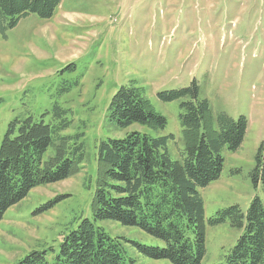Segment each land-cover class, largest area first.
<instances>
[{"label":"rangeland","instance_id":"obj_1","mask_svg":"<svg viewBox=\"0 0 264 264\" xmlns=\"http://www.w3.org/2000/svg\"><path fill=\"white\" fill-rule=\"evenodd\" d=\"M194 83L211 106L210 133L220 112L249 122L242 146L223 149L220 178L199 189L206 222L202 264H224L242 230L230 220L218 226L209 221L236 205L247 213L254 198L264 199L252 177L264 143V0H63L51 19L31 14L0 31V149L15 121L66 120L62 137L83 143L85 154L67 180L33 189L5 213L0 264H16L34 251L47 252L52 261L64 237L92 219L103 141L133 131L173 135L169 152L180 161L186 149L180 101L163 102L158 94ZM123 86L137 89L167 119L165 130L117 126L111 103ZM54 154L52 146L46 157ZM99 225L123 240L133 264H172L139 253L137 243L165 246L139 228Z\"/></svg>","mask_w":264,"mask_h":264},{"label":"trees","instance_id":"obj_2","mask_svg":"<svg viewBox=\"0 0 264 264\" xmlns=\"http://www.w3.org/2000/svg\"><path fill=\"white\" fill-rule=\"evenodd\" d=\"M63 0H0V31L14 29L31 14L51 19ZM163 102L180 101L186 149L180 161L169 152L173 135L152 137L137 131L124 139L103 141L98 147L102 174L97 179L92 219H84L63 239L58 254L31 252L16 264H133L123 240L112 237L99 223L112 221L136 227L164 242V247L135 244L142 255L172 264H202L206 257L204 201L199 189L217 181L224 169L223 149L236 152L249 122L225 112L215 117L210 133L211 106L191 88L161 92ZM111 118L120 129L135 124L165 130L167 119L155 112L132 86H123L111 103ZM211 123V124H210ZM69 122L45 124L33 119L10 125L0 149V222L5 213L35 188L67 180L84 161V144L62 137ZM195 133V136H191ZM55 154L46 157L50 147ZM252 177L264 190V143L256 156ZM230 220L242 230L224 264H264V199H253L247 213L232 206L209 223Z\"/></svg>","mask_w":264,"mask_h":264}]
</instances>
